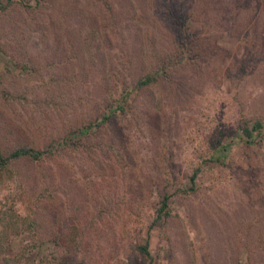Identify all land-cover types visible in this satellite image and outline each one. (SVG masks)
<instances>
[{"label":"rangeland","instance_id":"rangeland-1","mask_svg":"<svg viewBox=\"0 0 264 264\" xmlns=\"http://www.w3.org/2000/svg\"><path fill=\"white\" fill-rule=\"evenodd\" d=\"M105 1L0 10V151L98 114L152 63L146 27L157 50L168 43L160 0ZM263 5L210 12L209 56L168 62L91 145L0 167V264H264V136H238L243 120L264 123Z\"/></svg>","mask_w":264,"mask_h":264},{"label":"trees","instance_id":"trees-1","mask_svg":"<svg viewBox=\"0 0 264 264\" xmlns=\"http://www.w3.org/2000/svg\"><path fill=\"white\" fill-rule=\"evenodd\" d=\"M11 0H0V10H4ZM242 1V0H241ZM240 0H160L157 1L163 11H160L163 15L162 21L166 23V27L172 29L170 35L171 38L167 39L168 43L158 47L155 46V38L153 30L146 27L147 38L149 39V46H147V57L152 60V63L146 65L144 71L136 76L134 81L130 83H120V89L109 98H101V111L98 114L91 117H86L80 120L73 127L67 129L64 133L59 135L57 139H52L51 142L45 144L43 147H37L32 145H17L9 149L7 152L0 151V167L6 166L11 160L26 158L30 161H37L45 156H50L59 152L66 146L77 147L83 144L91 145L92 140H96V134L98 130L111 119L120 113H123L128 104L131 102L129 97L132 90L135 91L145 85L154 83L158 78H164L168 75V69L171 64L168 62L177 63L181 59L199 57L200 59L208 57L211 53L209 46L210 35H206L207 28H209V13L215 12L216 15L223 14L222 9H236ZM247 2V1H245ZM258 2V1H257ZM105 4L108 1L104 0ZM264 6V5H263ZM223 7V8H221ZM142 8H139L135 19L138 18L143 21L144 17ZM215 15V14H214ZM225 16V14H223ZM218 18V17H217ZM200 22V23H197ZM147 26L148 23L146 21ZM192 34V35H191ZM206 36H205V35ZM262 34H264V25L262 27ZM205 40L207 53H195L192 56L190 50ZM158 41V40H156ZM160 43V41L158 42ZM203 46V45H202ZM197 50V49H196ZM188 52L184 57V52ZM189 54V55H188ZM201 56V57H200ZM255 131V133H253ZM245 143L254 141V135L264 136V123L259 119H253L248 121L243 120L239 125L238 133ZM55 140V141H54ZM55 143V144H54ZM197 172V167L193 169L189 175L190 188ZM168 195L163 194L160 199V205L157 208V216L168 215L166 208V200ZM136 248L142 252L145 256L149 255L147 248V239L143 242L137 243ZM148 264V263H147Z\"/></svg>","mask_w":264,"mask_h":264}]
</instances>
